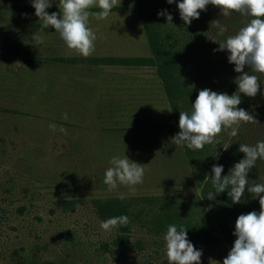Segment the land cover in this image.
I'll return each mask as SVG.
<instances>
[{"label": "rangeland", "instance_id": "rangeland-1", "mask_svg": "<svg viewBox=\"0 0 264 264\" xmlns=\"http://www.w3.org/2000/svg\"><path fill=\"white\" fill-rule=\"evenodd\" d=\"M50 2L46 11L59 13V0ZM114 8L106 19L89 17L97 39L85 58L43 26L32 0H0V15L27 16L14 37L0 39V264H28L31 257L168 264L166 242L152 238L126 260L104 254L100 244L114 230L100 227L92 202L124 194L173 195L192 204L201 194L183 147L172 141L178 130L156 69L90 61L150 55L135 0H117ZM125 155L144 164L143 183L134 192L126 185L109 191L105 171L113 156ZM65 201L75 203L65 207ZM194 247L202 251L201 264H222L233 245Z\"/></svg>", "mask_w": 264, "mask_h": 264}, {"label": "trees", "instance_id": "trees-1", "mask_svg": "<svg viewBox=\"0 0 264 264\" xmlns=\"http://www.w3.org/2000/svg\"><path fill=\"white\" fill-rule=\"evenodd\" d=\"M135 2L147 36L150 55L94 58L90 61L94 64L155 68L166 94L174 125L179 132V113L191 110V104L195 102L200 90L210 89L228 95L238 91V85L234 81L242 73L234 71L235 65L229 63L230 53L226 49L214 51L219 49V44L208 37H216L217 42H220L226 36L235 34L249 18L234 11L224 17L218 7L209 4L206 10L200 11L199 19L185 24L177 7L182 0H174L172 4L167 3V0ZM161 11L172 15L171 23L166 16H158ZM214 20H219L227 27L223 37L217 36L218 29L211 24ZM53 61L65 62L59 58ZM73 61L75 60H69L71 63ZM244 71L250 72V68L245 66ZM251 74L259 78V91L255 97L240 93L242 102L237 107L245 109L257 122H241L235 138L229 135L230 128H222L214 138L215 142L206 144L202 150H191L182 146L195 181L201 189L200 196L192 204L173 195L93 200L98 217L103 221L121 215L129 218L127 225L113 228L108 240L100 244L104 254L113 256L116 261H122L128 259L135 249L142 250L145 240L149 238L158 245L163 244L160 240L165 241L167 228L172 224L178 230L185 228L187 238L193 245L209 250L221 244L234 245L237 237L233 233L238 216L251 211L258 213L260 210L259 197L249 193L247 186L264 183V160L258 159L255 167L249 171L244 196L235 204L228 196L229 189L215 193L211 180L214 173L211 169L213 165H222L223 178L235 163L244 158V153L239 151L240 144L254 145L257 141L264 140V74ZM210 192L213 193V199H208ZM62 203L65 207H73L75 202ZM143 229L146 230L147 237L137 238V232ZM25 263L58 264L50 260L38 261L32 257Z\"/></svg>", "mask_w": 264, "mask_h": 264}, {"label": "clouds", "instance_id": "clouds-1", "mask_svg": "<svg viewBox=\"0 0 264 264\" xmlns=\"http://www.w3.org/2000/svg\"><path fill=\"white\" fill-rule=\"evenodd\" d=\"M173 2L167 0L169 4ZM209 4L218 7L224 17L234 11L249 19L235 34L226 36L220 42H217L216 37H208L219 44V49L214 51L226 49L230 53L229 63L235 65L236 73L242 74L234 81L238 85L236 93L228 95L203 89L198 92L190 111H180L179 132L172 141L191 150H202L206 144L214 143V138L222 128H230L229 135L235 138L241 122H257L245 109L237 106L242 102L240 93L255 97L259 91V78L251 73L264 74V0H182L177 4L180 18L185 24H191L193 19H199L200 11L206 10ZM116 5L117 0H59V13L49 14L46 9L52 6L50 0H32L35 15L43 21V26L53 28L68 49L85 58L94 52L97 39L94 30L89 27V17L106 19ZM92 7H98L101 11H89ZM161 15L172 22V15L165 11L158 12V16ZM211 24L218 29L217 36L223 37L227 32V27L219 20ZM245 66L250 68V72L244 71ZM64 118L67 119V114ZM49 127L55 131L57 126ZM60 130L64 131L63 128ZM239 151L244 153V158L235 163L223 178L222 165H213L211 169L214 173L211 180L215 193L229 189L228 196L234 204L239 203L244 196L249 171L255 167L258 159L264 160V140L254 145L240 144ZM109 163L111 166L104 174V183L109 191L115 190L118 185H126L134 192V186L143 183L144 164L134 162L126 155L123 158L113 156ZM247 191L259 197L260 210L258 213L251 211L238 216L233 233L237 238L222 264H264V195H261L264 193V183L247 186ZM119 198L124 199V194H120ZM213 198L210 192L208 199ZM128 223L129 218L121 215L101 221L100 227L111 231ZM164 240L168 264H201L202 251L195 249L188 240L185 228L178 230L176 225H169ZM215 264L220 262L215 261Z\"/></svg>", "mask_w": 264, "mask_h": 264}, {"label": "crops", "instance_id": "crops-1", "mask_svg": "<svg viewBox=\"0 0 264 264\" xmlns=\"http://www.w3.org/2000/svg\"><path fill=\"white\" fill-rule=\"evenodd\" d=\"M26 17L27 16L20 17L16 14H11V13L0 15V39H4V38L8 39L14 37L17 30L21 29V25L18 26V21L26 22L27 20Z\"/></svg>", "mask_w": 264, "mask_h": 264}]
</instances>
